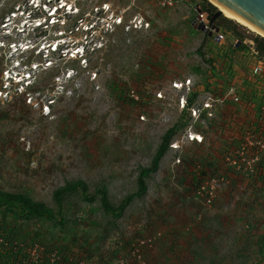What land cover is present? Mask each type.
I'll list each match as a JSON object with an SVG mask.
<instances>
[{"label": "rangeland", "instance_id": "rangeland-1", "mask_svg": "<svg viewBox=\"0 0 264 264\" xmlns=\"http://www.w3.org/2000/svg\"><path fill=\"white\" fill-rule=\"evenodd\" d=\"M27 1L0 0V25L9 11L29 8ZM63 1L77 12L45 32L21 35L0 27L6 44L51 41L54 32L80 26L71 46L84 44L81 24L97 21L88 40L100 41L85 64L58 53L45 69L42 56L0 48V93L2 74L14 60L41 63L29 97H0V192L24 195L46 212L1 208L0 264L14 253L18 262L12 264H264V178L255 163L247 176L228 177V128L212 125L200 147H187L185 155L167 149L149 170L163 137L178 124L180 91L162 100L153 93L186 78L209 85L211 64L219 67L209 56L217 49L213 35L192 25L193 6L211 3L182 0L160 9L144 0ZM104 3L108 10H101ZM38 12L44 22V11ZM112 14L123 25L103 28L100 20L111 23ZM141 17L149 27L133 29ZM218 18L259 36L225 15ZM223 34L225 46L234 43L232 33ZM131 90L142 103L127 101ZM50 100L43 115L41 106ZM201 186L213 187L209 203L197 194ZM102 192L112 210L100 205Z\"/></svg>", "mask_w": 264, "mask_h": 264}, {"label": "built area", "instance_id": "built-area-1", "mask_svg": "<svg viewBox=\"0 0 264 264\" xmlns=\"http://www.w3.org/2000/svg\"><path fill=\"white\" fill-rule=\"evenodd\" d=\"M53 0H28L29 8L18 7L15 11L8 12V20L0 25L1 29L5 30L10 26L17 34H23L28 30L35 32H45L50 28L55 27L58 23H61L64 16L77 12V9L68 5L63 0H59L56 4H50ZM149 3H153L160 9H169L174 7L175 4L180 3L182 0H144ZM102 5L101 10H108L107 4ZM105 6V9L103 8ZM40 8L44 11L45 21L39 16ZM197 8V5L193 6ZM17 12L20 13L21 20L17 23L10 21L17 18ZM111 23L108 22L107 17L100 20V24L103 28L114 25L121 27L123 25V18L114 14L109 18ZM143 20V21H140ZM97 22V21H96ZM96 22L91 26V22H84L81 24V28L84 27V44L77 45L71 44V38L73 34L79 32V27L73 26L69 30H59L54 32V39L51 41H36L31 42L26 39L25 41L15 42L7 41L3 43L0 41V48L6 46L10 54H23V52H31L35 56L43 57V69L48 68L54 64L51 59V54H58L59 57H67L69 60H77L79 63H86L87 56L90 54L92 48L99 49V40H88L89 37L95 34ZM83 23V22H82ZM193 24H198V29L204 28V33L213 35V43L217 49L211 50L209 55L215 62H219V67L213 63L211 69L213 72L217 71L218 84L214 88L208 85L207 89H204L200 82L196 81L191 83L189 78H186L181 86L176 83H172L171 87L167 88L165 92L158 90L153 93V98L162 100L164 98L170 99V94L174 90L180 91L179 97L176 100L178 108V114L182 115L183 118H187V124L185 128L180 132L176 133L172 140L169 142L168 150L182 154L184 149L190 144H202L203 135L198 131L199 128L202 130V124L214 122L218 119L217 115L221 111H225L228 106V102L233 105H240V110H249L253 115V121L250 125H245L243 128L238 130V136H234L236 143L235 148L228 152V166L239 172L242 176H247V169L250 163L254 165H260L257 167L259 174L264 175V58L259 55L258 51L253 47L254 43L252 40H243L239 42L237 40L232 43L235 47L240 44L244 45L241 50H238L240 56L236 57V53H231L228 46L224 45V32L220 27H216L214 24L208 21V17H204L202 14H198L193 17ZM129 24V23H128ZM131 24V23H130ZM129 25H124L125 28L130 29ZM133 29H142L149 27V22L142 17L136 23H133ZM214 25V27H213ZM95 27V28H94ZM99 30V29H97ZM202 33V32H201ZM208 37V36H207ZM86 41V42H85ZM40 42V43H39ZM88 42V43H87ZM231 45V44H230ZM63 46V48H60ZM228 47V48H227ZM210 49V48H209ZM218 56H223L220 59ZM225 63V64H224ZM224 64V65H223ZM238 64V65H237ZM13 68L5 70L3 72L2 79L4 81L3 92L0 93L2 99H11L12 96H30V88L33 87L35 82V74L40 68L41 63L31 60V58H25L22 60H14L12 62ZM72 71V70H71ZM69 70L66 71L65 78H70L68 75ZM68 75V76H67ZM135 95L130 91V97L134 104L141 102L140 93L135 90ZM177 92V91H176ZM132 95V96H131ZM167 95V96H166ZM143 101V100H142ZM48 104L41 106V112L43 115L49 114L48 105L54 103L50 100ZM142 103V102H141ZM244 106V107H243ZM228 118V117H227ZM235 118V117H234ZM233 118V119H234ZM237 118V117H236ZM229 120L231 124L238 122L237 119ZM228 124L227 126H229ZM194 126L196 128H194ZM199 137V139H197ZM175 156V164L180 163L178 156ZM204 193L203 201L207 203L212 199L214 190L210 186L208 189L201 186L197 190V194ZM1 242V240H0Z\"/></svg>", "mask_w": 264, "mask_h": 264}, {"label": "trees", "instance_id": "trees-1", "mask_svg": "<svg viewBox=\"0 0 264 264\" xmlns=\"http://www.w3.org/2000/svg\"><path fill=\"white\" fill-rule=\"evenodd\" d=\"M202 2L205 3L206 1L202 0ZM193 12H194L193 17H195L198 14H202L204 17H208V21H210V18L216 12V8L209 3H205V5L197 4V8H194ZM218 19L219 18L215 19L212 22V24H214L216 27H220L223 31H229L230 33H232L234 35L235 40H237L239 42H242L244 39V35H247V37L250 38V40H252V42L254 43L253 47L258 51L259 55H261L264 58V39L262 37H260L258 35H252L249 32L247 33L245 31V29H243L242 27H240L239 25H237L235 23L231 27L226 26L225 23H228L229 25L232 24L233 21H231V20H228L226 18H221L218 21ZM192 25L197 30H199L198 24H192ZM243 46L244 45H242V44H240L237 47H235L233 44L228 45L231 53H236L239 49H242ZM211 67H213V63L211 64ZM212 73L213 72H211V70H210L206 76L209 80L211 79V76L214 78ZM198 85H201L204 89L208 88L207 87L208 84H206V83L203 84L202 82H200ZM127 101H129L131 104H134V102L129 98H127ZM187 121H188L187 118H183L182 115H179L178 120H177L178 124L172 125L171 129L169 128V130L167 131V133L163 137L162 144L160 145L159 149L157 150V152H156V154L152 160V164H151V167L149 169L150 171H154L157 168V163L159 162V159L161 158L162 154L165 151H167L169 142L172 140V138L174 137V135L176 133L180 132L181 130H183L185 128L184 126L187 124ZM230 170H233L234 173L237 172L233 168H230ZM236 174L240 175L239 172H237ZM257 174L261 176V174H259V173H257ZM240 176H242V175H240ZM263 178H264V175L262 176L261 181L263 180ZM139 186H140L139 190L141 192L144 191L145 188H144L142 180H139ZM100 205L103 206V208L106 211L112 210V206L108 205L107 197H106V194L104 192H102ZM11 206H18L24 212H26L27 215L43 216V214L46 213L44 211L45 208L42 204L34 203L28 197H26L24 195L0 192V210H1V208H5L4 211L6 212L7 210L11 209ZM46 219L51 220L50 215H46ZM12 262H14V263L18 262L17 255L15 253L12 256V259L11 260L9 259V261L6 264H12ZM19 262H20V259H19Z\"/></svg>", "mask_w": 264, "mask_h": 264}, {"label": "crops", "instance_id": "crops-1", "mask_svg": "<svg viewBox=\"0 0 264 264\" xmlns=\"http://www.w3.org/2000/svg\"><path fill=\"white\" fill-rule=\"evenodd\" d=\"M239 50H241V49H239ZM239 54H240L239 52H236V57L240 56ZM212 75L214 76V78L212 77L210 80H208V83H209L210 87L214 88L215 86H219L218 84H216L218 82V77H217V74H215L214 72L212 73ZM227 104H228V106L225 109V111H221V113L217 115V117H218L217 120H215L214 122H210V123L205 122V125L202 124V127H205V128H202V130H200V128H199L198 131L203 135V142H202V144H203L207 140V134H206L207 128L211 129L212 125L217 126V127L228 128V135H227L226 140H225V143H228V145L225 148V150L229 152V151L233 150V148H235V146H236L237 141L235 142L234 136H238V130L240 128H243L245 125H248V124L250 125V122H252L254 118H253L252 113L249 112V110H247V109L243 110V111L240 110V108H241L240 105L239 106L233 105L229 102ZM234 117L235 118L237 117L236 119L238 122H234V124H231L230 122L228 123V120H235ZM228 124H230V125L227 126ZM194 128H196V127L194 126ZM202 144H199V145L198 144H190L187 147H189V146L200 147V145H202ZM187 147L182 152L183 155H185V153L187 151ZM180 155H182V154H180ZM180 159H181V156H180ZM230 176L237 177L240 175H237L236 173H234L232 171V173H228V177H230Z\"/></svg>", "mask_w": 264, "mask_h": 264}, {"label": "water", "instance_id": "water-1", "mask_svg": "<svg viewBox=\"0 0 264 264\" xmlns=\"http://www.w3.org/2000/svg\"><path fill=\"white\" fill-rule=\"evenodd\" d=\"M219 6L237 15L254 28L264 33V0H213ZM214 6V5H213ZM215 7V6H214ZM216 8V7H215ZM221 16V12L216 8V12L210 18V23ZM214 27V25H213ZM200 30L204 32V28ZM264 39V38H263Z\"/></svg>", "mask_w": 264, "mask_h": 264}, {"label": "bare ground", "instance_id": "bare-ground-1", "mask_svg": "<svg viewBox=\"0 0 264 264\" xmlns=\"http://www.w3.org/2000/svg\"><path fill=\"white\" fill-rule=\"evenodd\" d=\"M207 1L210 2L212 5H214L221 12L222 16L223 15L227 16L228 18L234 20L238 24L248 27L251 31L258 33L260 37L264 38V33H262L261 31H259L256 28H254L252 25H250L249 23H247L243 19L239 18L237 15H235V14L231 13L230 11H228L227 9H224L223 7L219 6L213 0H207Z\"/></svg>", "mask_w": 264, "mask_h": 264}, {"label": "snow or ice", "instance_id": "snow-or-ice-1", "mask_svg": "<svg viewBox=\"0 0 264 264\" xmlns=\"http://www.w3.org/2000/svg\"><path fill=\"white\" fill-rule=\"evenodd\" d=\"M197 139H199V137H197Z\"/></svg>", "mask_w": 264, "mask_h": 264}]
</instances>
